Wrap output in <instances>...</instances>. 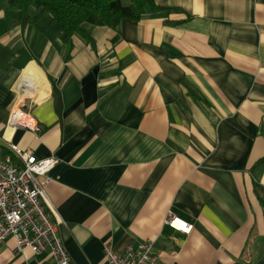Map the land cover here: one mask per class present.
Here are the masks:
<instances>
[{
    "label": "crops",
    "instance_id": "0c3cea01",
    "mask_svg": "<svg viewBox=\"0 0 264 264\" xmlns=\"http://www.w3.org/2000/svg\"><path fill=\"white\" fill-rule=\"evenodd\" d=\"M155 3L63 44L0 0V159L19 107L39 130L8 140L56 159L45 204L70 264L147 239L157 264H264V0ZM14 247L0 264H56Z\"/></svg>",
    "mask_w": 264,
    "mask_h": 264
},
{
    "label": "built area",
    "instance_id": "2783aa9c",
    "mask_svg": "<svg viewBox=\"0 0 264 264\" xmlns=\"http://www.w3.org/2000/svg\"><path fill=\"white\" fill-rule=\"evenodd\" d=\"M18 128L38 131V123L25 110L13 108L6 122L4 139L9 154L0 159V246L11 237L15 251L28 248L35 255L48 254L56 264H70L57 234V224L46 209L45 185L56 162L52 156L37 158L30 151L11 143L8 138ZM164 224L189 234L191 223L170 213ZM154 240L129 244L118 253L110 243L103 245L107 264H157Z\"/></svg>",
    "mask_w": 264,
    "mask_h": 264
},
{
    "label": "trees",
    "instance_id": "16d2710c",
    "mask_svg": "<svg viewBox=\"0 0 264 264\" xmlns=\"http://www.w3.org/2000/svg\"><path fill=\"white\" fill-rule=\"evenodd\" d=\"M8 6L21 11L24 20L30 13L36 16L47 11L60 26L58 36L63 44H68L74 34L89 41L84 24L116 27L122 19L136 21L146 13L166 9L155 0H8Z\"/></svg>",
    "mask_w": 264,
    "mask_h": 264
},
{
    "label": "rangeland",
    "instance_id": "374dc122",
    "mask_svg": "<svg viewBox=\"0 0 264 264\" xmlns=\"http://www.w3.org/2000/svg\"><path fill=\"white\" fill-rule=\"evenodd\" d=\"M7 1V0H6ZM17 18H22V15L20 12H18L16 14ZM36 20L34 16L31 17V21L34 20V26H40V25H44V24H47V25H51L50 28L48 29V32L50 34L54 33L55 31H59V24L54 21V20H51V16L50 14L43 10V11H40L39 14L36 16ZM46 26V25H45Z\"/></svg>",
    "mask_w": 264,
    "mask_h": 264
}]
</instances>
